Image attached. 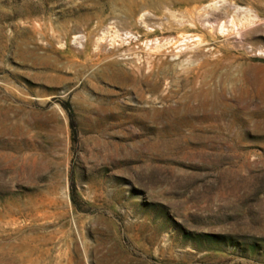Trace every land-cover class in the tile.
I'll use <instances>...</instances> for the list:
<instances>
[{
    "label": "rangeland",
    "instance_id": "obj_1",
    "mask_svg": "<svg viewBox=\"0 0 264 264\" xmlns=\"http://www.w3.org/2000/svg\"><path fill=\"white\" fill-rule=\"evenodd\" d=\"M0 264H264V0H0Z\"/></svg>",
    "mask_w": 264,
    "mask_h": 264
},
{
    "label": "trees",
    "instance_id": "obj_2",
    "mask_svg": "<svg viewBox=\"0 0 264 264\" xmlns=\"http://www.w3.org/2000/svg\"><path fill=\"white\" fill-rule=\"evenodd\" d=\"M64 108V107H63ZM65 112L67 113V118H68V121H69V128L73 134V136L75 135V128H76V124L73 120V117H72V114L71 112L69 111V109L67 107L64 108ZM71 203L73 205H75V201H74V198H73V195L71 194Z\"/></svg>",
    "mask_w": 264,
    "mask_h": 264
}]
</instances>
